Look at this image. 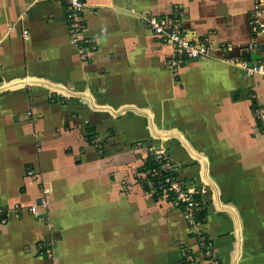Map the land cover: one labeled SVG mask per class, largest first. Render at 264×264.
<instances>
[{
    "label": "crops",
    "instance_id": "1",
    "mask_svg": "<svg viewBox=\"0 0 264 264\" xmlns=\"http://www.w3.org/2000/svg\"><path fill=\"white\" fill-rule=\"evenodd\" d=\"M82 1L84 55L62 3L0 0V264H187L196 233L220 264H264V76L240 66L264 62V0ZM174 9L212 57L169 65L141 17ZM159 149L195 227L140 183Z\"/></svg>",
    "mask_w": 264,
    "mask_h": 264
},
{
    "label": "built area",
    "instance_id": "2",
    "mask_svg": "<svg viewBox=\"0 0 264 264\" xmlns=\"http://www.w3.org/2000/svg\"><path fill=\"white\" fill-rule=\"evenodd\" d=\"M64 5L66 8L70 20H69V34L71 42L75 44L83 55L85 47L82 46L83 42L88 43L87 39H81L80 34L84 29L83 17L81 15L82 10L85 8V4L82 0H56ZM258 8L255 5L252 12V19L250 21V29L253 35L258 32H264V25L258 20ZM142 23L148 28L161 42L168 44L171 47V54L169 57V65L171 67H178L186 64L192 60H198L203 58L212 57L211 46L206 42H193L189 40L182 31L180 13L177 9L168 16H153L145 14L141 17ZM24 38L27 37V30L23 31ZM254 44L247 46L248 50L254 49ZM230 44H221L218 49L223 52L230 50ZM240 66L244 70L246 76L260 75L264 76V62L254 61L249 62L248 59L242 60ZM256 119L260 125V130L264 133V107L258 108L255 112ZM155 156L160 158V164L154 167L150 171L151 178H156L155 181H148L151 193L163 187V192H172L175 195L174 204L182 203L183 215L189 226H197L199 222V213L202 209L201 201L196 199V190L194 187H185L183 181L175 174V168L170 158L164 155L162 149L154 152ZM27 174L34 178L32 170H28ZM166 185V187H165ZM46 192V190L44 191ZM40 205L46 206V199L42 197L40 199ZM7 213L0 211V222L3 223L6 220ZM196 243L201 251L202 259L193 260L192 258H186L187 264H220V262L213 257L211 251V242L204 236L203 233H196ZM42 249V248H41ZM46 254H50V249L47 247L44 249ZM184 255V254H183Z\"/></svg>",
    "mask_w": 264,
    "mask_h": 264
},
{
    "label": "trees",
    "instance_id": "3",
    "mask_svg": "<svg viewBox=\"0 0 264 264\" xmlns=\"http://www.w3.org/2000/svg\"><path fill=\"white\" fill-rule=\"evenodd\" d=\"M160 164V158H158V156H151V157H147V161L145 162V165H143V168L140 170L139 174H142L144 176L140 177L141 181V185L143 186L144 189H146L147 191H150L151 188L149 187V184H148V181H155L156 178H151V175H150V171L151 169H153L154 167H157L158 165ZM166 187V185H165ZM163 187L161 189H158L152 193L153 195H157V196H160L162 198H165L168 200V202L172 205L174 204V198H175V195L172 193V192H163ZM177 208H179L181 211L183 210V205L182 203H178V204H174ZM203 213V214H202ZM202 213H199V217L198 219L199 220H203V217H204V211Z\"/></svg>",
    "mask_w": 264,
    "mask_h": 264
}]
</instances>
